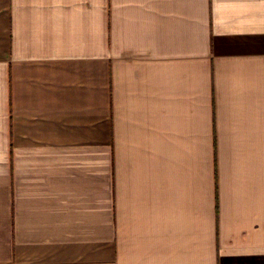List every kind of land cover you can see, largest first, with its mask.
Returning <instances> with one entry per match:
<instances>
[{"label":"crops","instance_id":"1","mask_svg":"<svg viewBox=\"0 0 264 264\" xmlns=\"http://www.w3.org/2000/svg\"><path fill=\"white\" fill-rule=\"evenodd\" d=\"M0 264H264V0H0Z\"/></svg>","mask_w":264,"mask_h":264}]
</instances>
